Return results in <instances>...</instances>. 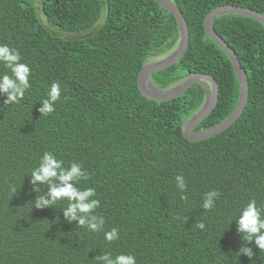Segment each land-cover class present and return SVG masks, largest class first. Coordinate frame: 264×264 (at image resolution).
<instances>
[{
    "label": "trees",
    "instance_id": "1",
    "mask_svg": "<svg viewBox=\"0 0 264 264\" xmlns=\"http://www.w3.org/2000/svg\"><path fill=\"white\" fill-rule=\"evenodd\" d=\"M170 1L187 22L189 46L150 80L167 90L194 74L216 79L218 102L195 129L201 132L224 122L240 97L234 67L206 34L205 18L221 6L264 15V0ZM38 7L57 32L85 35H53ZM214 29L246 72L248 101L230 128L189 142L182 126L203 105L204 89L196 84L155 102L138 87L143 65L173 51L180 39L177 20L155 1L0 0V47L18 52L31 71L19 104L5 106L0 93V264H97L105 253L131 255L136 264H264V252L243 241L236 225L253 199L264 219V25L227 14L214 20ZM4 75L12 73L0 63ZM53 83L60 99L52 114L41 116ZM45 152L65 169L81 165L91 177L75 186L95 189L89 202L100 203L93 213L104 219L100 233L68 223L66 200L34 207L36 196L50 199L47 185L36 193L30 183ZM211 191L220 196L205 211ZM112 229L119 239L110 244L104 234ZM241 247L252 249L251 260L239 254Z\"/></svg>",
    "mask_w": 264,
    "mask_h": 264
},
{
    "label": "clouds",
    "instance_id": "2",
    "mask_svg": "<svg viewBox=\"0 0 264 264\" xmlns=\"http://www.w3.org/2000/svg\"><path fill=\"white\" fill-rule=\"evenodd\" d=\"M21 56L18 52L10 49L8 46L0 47V63L9 69L12 76L4 75L0 78V93L7 96L4 101L5 106L19 104L23 99L25 92L31 87L29 84L30 68L20 63ZM48 99L44 100L43 107L39 109L41 116H49L55 111V105L60 99L59 84L53 83L48 93ZM91 177L82 170V166L72 163L69 169L63 167V161H58L51 153L45 152L38 168L31 172L30 183L35 186L33 191L39 192L40 185H47V196H36L34 207L43 209L55 206L60 201H68V205L63 209L64 219L68 223L77 222L78 228H86L89 232L100 233L104 227L102 216L94 215L96 209L100 207L98 200H91L90 197L96 195L95 189H78L77 185L81 180H89ZM177 186L180 192H185V182L181 176L176 177ZM15 195L16 189H12ZM220 193L211 191L207 194L202 205L205 211H211L215 205L214 198L218 199ZM181 200H187V196H181ZM179 219V218H178ZM187 222V221H185ZM237 233L243 241L255 246L260 252H264V219H261V210L257 209L256 201L253 199L242 211L239 219L236 221ZM201 231L204 230L203 223L196 224ZM104 239L108 243H114L119 239L116 229H112L104 234ZM240 255L247 256L250 260L253 258L252 249L241 247ZM97 264H136V260L131 255H118L113 259L110 254H103L96 257Z\"/></svg>",
    "mask_w": 264,
    "mask_h": 264
},
{
    "label": "water",
    "instance_id": "3",
    "mask_svg": "<svg viewBox=\"0 0 264 264\" xmlns=\"http://www.w3.org/2000/svg\"><path fill=\"white\" fill-rule=\"evenodd\" d=\"M177 20L179 25V42L174 51L163 60H154L143 65L138 74V87L141 94L155 102H165L177 98L192 86L199 84L205 91V100L201 108L182 126L183 137L189 142H199L212 138L230 128L242 115L248 101V78L246 72L240 65L237 55L228 44L216 33L214 20L222 15L234 14L251 18L264 25V15L247 9L235 6H221L210 12L204 21L206 34L215 42L229 57L240 83V97L234 112L221 124L213 128L195 132V129L210 115L218 102L219 85L215 78L207 74H194L188 76L179 84L167 89H157L150 80L152 74L163 71L174 66L185 55L189 46V28L181 12L170 0H153ZM148 81L153 88L161 95H154L148 92L144 82Z\"/></svg>",
    "mask_w": 264,
    "mask_h": 264
},
{
    "label": "rangeland",
    "instance_id": "4",
    "mask_svg": "<svg viewBox=\"0 0 264 264\" xmlns=\"http://www.w3.org/2000/svg\"><path fill=\"white\" fill-rule=\"evenodd\" d=\"M38 9H39V7H38ZM37 12H38L39 20L42 22V24H44V26H45L49 31L52 32L53 35H56V36H59V37H63V38H66V39H74V38H79V37L81 38V37H83V36L85 35V34H84V35H79V36H68V35L61 34V33L57 32L56 30H54L52 27H50V26L48 25V23L46 22V20H45L43 14H42V12H40V9L37 10ZM96 28H97V27H95L92 31H94ZM175 48H176V47H175ZM173 51H174V49H173ZM173 51H171V52L168 53V54H164V55H162L161 57L155 58V60H163V59L166 58L168 55H170ZM153 61H154V60H153Z\"/></svg>",
    "mask_w": 264,
    "mask_h": 264
},
{
    "label": "bare ground",
    "instance_id": "5",
    "mask_svg": "<svg viewBox=\"0 0 264 264\" xmlns=\"http://www.w3.org/2000/svg\"><path fill=\"white\" fill-rule=\"evenodd\" d=\"M144 86L147 88L148 92H150L151 94H154V95H161V93L158 92V91H156V90L153 88V86H151V85L149 84L148 81H145V82H144Z\"/></svg>",
    "mask_w": 264,
    "mask_h": 264
}]
</instances>
